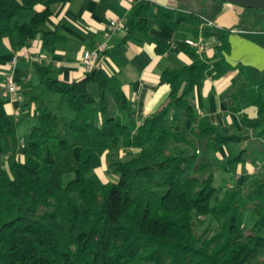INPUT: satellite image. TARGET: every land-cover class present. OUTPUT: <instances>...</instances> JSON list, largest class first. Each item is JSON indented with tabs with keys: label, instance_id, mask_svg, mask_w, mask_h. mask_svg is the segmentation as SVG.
Masks as SVG:
<instances>
[{
	"label": "trees",
	"instance_id": "1",
	"mask_svg": "<svg viewBox=\"0 0 264 264\" xmlns=\"http://www.w3.org/2000/svg\"><path fill=\"white\" fill-rule=\"evenodd\" d=\"M70 1L0 0V45L9 40L20 53L41 37L44 51L54 54L69 38L60 26L48 28L51 7ZM177 1L169 11L138 2L125 43H155L163 55L170 44L153 36L158 20L198 37L204 18L215 21L229 4ZM239 8L237 24L211 29V58L177 39L191 64L163 73L170 93L140 124L120 80L102 69L69 83L36 64V90L20 115L9 114L0 99V264H264V172L225 188L211 170L214 161L225 172L264 162L251 158L255 143L264 155V71L228 60L235 31L264 48V10ZM235 71L244 87L230 96L231 112L242 117L241 129L227 133L197 121L196 90ZM28 120L33 125L22 140ZM230 146L238 149L223 156ZM78 151L90 156L77 159ZM94 157L105 158L113 181L96 172ZM247 212L254 216L249 229Z\"/></svg>",
	"mask_w": 264,
	"mask_h": 264
},
{
	"label": "crops",
	"instance_id": "2",
	"mask_svg": "<svg viewBox=\"0 0 264 264\" xmlns=\"http://www.w3.org/2000/svg\"><path fill=\"white\" fill-rule=\"evenodd\" d=\"M138 2H152L164 11L179 8L177 0H71L51 7L52 16L48 28L54 30L60 26L62 32L69 38V41L58 46L54 54L44 51L41 37L30 42L20 53H15L9 40H5L0 45V99L7 101L8 113L20 115L27 96L36 90L34 87L38 81L34 75V65L43 64L56 69L62 81L69 83L81 81L88 76L82 63L84 53L106 45L105 51L101 53L100 69L120 80L122 90L130 101L139 124L154 114L170 93V85L161 84L163 73L175 65L191 64L190 58L176 44L177 39L194 37L175 31L171 24L160 19L155 24L152 34L170 44V49L165 54L157 53L155 43L143 45L125 43L129 15ZM43 9L42 6L37 7L38 11ZM241 13V8L227 4L224 12L214 23L218 28L232 27L237 24ZM115 20L123 21L122 30L114 31L111 28L110 24ZM212 28L205 29V38L210 50L201 56L207 59L214 54ZM230 42L232 50L228 60L233 66L243 64L264 71L263 47L244 38L238 31L230 36ZM235 46L239 47L240 53L234 52ZM14 60L17 61L14 63ZM11 73L15 76L22 100L13 101L6 97V80ZM243 87L242 77L238 71L217 81L209 77L203 88L195 92L196 120H208L227 133L240 130L242 117L231 112L230 96ZM90 88L93 93L99 94L96 85H91ZM247 113L254 117L256 111L251 109ZM194 120L191 117L186 118L188 123ZM237 149V146L224 148L223 156H228ZM23 153L24 146L21 147L20 155ZM257 155L264 157L262 153ZM258 161H262V158ZM240 167H244L243 170L246 169L247 173L254 174L255 166L252 164L248 163L238 168Z\"/></svg>",
	"mask_w": 264,
	"mask_h": 264
},
{
	"label": "rangeland",
	"instance_id": "3",
	"mask_svg": "<svg viewBox=\"0 0 264 264\" xmlns=\"http://www.w3.org/2000/svg\"><path fill=\"white\" fill-rule=\"evenodd\" d=\"M233 48H234V52L240 53V49L238 46H235ZM242 55L243 54H241V56ZM252 57L255 58V56H252ZM32 125H33V122L31 120H28L20 127L19 136L21 139H23L29 134L30 128L32 127ZM254 146H255L256 154L253 153L251 155V158H257L258 160H260L262 156L257 155V154H260L258 150L259 146L257 145V143H255ZM89 156H90V153H85V152L83 153L80 151H78V153L76 154L77 159H87ZM94 162L97 163L96 172L100 175V177L105 182L113 181L115 179L108 172L105 158L97 159L96 157H94ZM214 162L216 163L212 166L211 170L215 171L217 187H225V188H232L235 186L243 187L248 182L249 180L248 178L251 175H253V174L247 173V171H245L246 169L243 170L244 167H240V168L231 167L230 172H225L223 170H219L217 161H214ZM263 172H264V162L259 164L258 167H255L254 169V174H259ZM245 221H246L245 229L251 228L254 223V216L252 212H247ZM200 226L203 227L201 224Z\"/></svg>",
	"mask_w": 264,
	"mask_h": 264
},
{
	"label": "built area",
	"instance_id": "4",
	"mask_svg": "<svg viewBox=\"0 0 264 264\" xmlns=\"http://www.w3.org/2000/svg\"><path fill=\"white\" fill-rule=\"evenodd\" d=\"M110 26L114 31H120L124 28L123 21L121 20L112 21ZM207 27H216V24L214 21L204 18L200 35L198 37L184 39V42L191 48L195 49L200 55H204L210 50V45L205 38V29ZM105 49L106 45H101L94 50L86 51L84 53L82 63L88 74L100 69V57L101 53L104 52ZM16 61L17 60H14V63ZM5 88L6 97L10 98V100H22V95L13 73L8 75Z\"/></svg>",
	"mask_w": 264,
	"mask_h": 264
},
{
	"label": "water",
	"instance_id": "5",
	"mask_svg": "<svg viewBox=\"0 0 264 264\" xmlns=\"http://www.w3.org/2000/svg\"><path fill=\"white\" fill-rule=\"evenodd\" d=\"M229 4L254 10H264V0H221Z\"/></svg>",
	"mask_w": 264,
	"mask_h": 264
}]
</instances>
